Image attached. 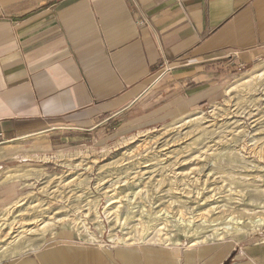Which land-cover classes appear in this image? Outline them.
Listing matches in <instances>:
<instances>
[{"label":"crops","instance_id":"1","mask_svg":"<svg viewBox=\"0 0 264 264\" xmlns=\"http://www.w3.org/2000/svg\"><path fill=\"white\" fill-rule=\"evenodd\" d=\"M259 60L264 0H0V170L62 134H114L155 97L197 108ZM1 264H264V240L105 249L58 232Z\"/></svg>","mask_w":264,"mask_h":264},{"label":"rangeland","instance_id":"2","mask_svg":"<svg viewBox=\"0 0 264 264\" xmlns=\"http://www.w3.org/2000/svg\"><path fill=\"white\" fill-rule=\"evenodd\" d=\"M256 69H259L257 70L259 72L264 71V60H259L252 68H232L224 76L218 94L197 108L184 112L180 110L181 108L158 110L163 101H157L162 99L152 97V100L156 101L149 102L152 106L149 103L146 107L143 106L139 121L122 127L114 134L106 133L98 136L82 133L62 134L57 138L58 141L35 156L8 154L7 168L0 170V182L8 173H17L18 176H14L7 183L0 184L7 186V200L0 204V214H5L2 211L6 207L29 196L26 202L39 204L44 208L49 207L51 211L48 215L56 217L57 221L63 218L68 220L62 224H56L43 239L33 242L34 238L28 237V240L32 238L34 247L14 256L0 257V264L38 250L58 232H67L76 240L86 244L114 248L135 245L194 248L234 239L264 240V226L252 228L249 224L250 220L264 216V80L258 81L256 85H243L232 94H227L229 88L251 78ZM166 75L161 73L157 76V80L151 87L152 90L161 88ZM195 119H199L200 122L197 123L198 120ZM193 120L195 121L188 123ZM212 124L214 126L209 127ZM182 125L186 127L180 129ZM172 128L175 130L168 132L167 129ZM185 135L187 138L181 141ZM173 140H180V142L171 151L176 149L174 151L179 158L185 157L178 162L191 160L198 155L206 159L203 158V162L197 161L198 164L178 167L173 173H188L193 167L205 166L203 173L214 174L218 180H214V177L194 175L196 179L202 181L209 179V184L204 186L201 185V180L194 182L195 185L189 182L192 175L186 174L184 177L174 179L170 171H164L162 175L154 177L151 181L147 176L144 184L138 188L143 191L142 195H138L134 202L123 203L117 215H112L116 207L109 208L112 193L108 191L112 189L107 182L112 180L118 185L122 182L115 181L124 182L126 179H123L124 177L128 174L133 177L132 171L137 172L129 170L131 173H127V170H123L130 162L125 154L139 149L136 152L141 156L136 154V158L147 156L158 149L169 147L166 144ZM160 159L157 162L161 161ZM93 161H97L95 162L97 164H92ZM175 162L177 161L173 159L163 166ZM78 164L85 166L75 169ZM87 166L92 169L86 171ZM26 176L31 177L27 179ZM63 177L66 182L73 178L78 180L77 183L70 185L71 189L67 186L64 188L62 184V187L58 189L60 192L57 197L51 194L53 188L49 192L43 191V187L49 180L56 181ZM160 180L162 184L158 185ZM191 180L195 181V179ZM178 188L182 193L186 190L192 195L194 192L200 195L196 194L194 198L186 199L182 195L174 194ZM209 189H214L216 196L224 198L219 199L220 203L201 206L208 196H212L205 193ZM126 194L127 192L122 195ZM189 200L191 201L187 203ZM26 207L24 206L23 209ZM211 207L219 208L213 209L212 213L205 216L206 224L193 219ZM162 210L168 213L158 218L157 213ZM57 212L59 214L55 216ZM6 213L8 215L9 212ZM17 213L11 212V219L16 217ZM149 213L151 219L148 217ZM168 214L170 218H168L167 236L170 241H162L158 237V229L164 226L161 225L164 222L162 218L166 219ZM26 218L31 219V216ZM231 218L246 223L244 233L237 231L223 236L213 235L212 230L227 227ZM176 220H178L177 224L174 222ZM142 222L147 223L149 227L141 226ZM180 222H188V224L182 226V229L179 227ZM204 236L208 237L204 243L191 247L192 243L200 241L199 238ZM2 245L6 244L1 243L0 246Z\"/></svg>","mask_w":264,"mask_h":264},{"label":"bare ground","instance_id":"3","mask_svg":"<svg viewBox=\"0 0 264 264\" xmlns=\"http://www.w3.org/2000/svg\"><path fill=\"white\" fill-rule=\"evenodd\" d=\"M257 70H259V69H256L255 72H253V75H252L251 78H249V79H247V80H245L243 82L238 83V85H234L233 87L229 88L227 90V94H232L238 87H241L243 85H248V84L249 85H251V84H255L256 85L258 81H263L264 80V71L263 72H261V71L259 72ZM255 81H256V83H255ZM199 119H195V120H198L197 123L200 122ZM195 120L189 121V122L188 121H185V122L191 123V122H194ZM207 122H211V121H207ZM207 122H205V123H207ZM188 123H186V124H188ZM185 125H182L179 128L180 129H184L187 126V125L186 126ZM212 126H214V124L210 125L209 127H212ZM177 129H178V127H177ZM167 130H168V132L169 131H174L175 128L167 129ZM186 135H185L184 138L181 139V141H184L187 138L188 135L187 136ZM166 136H168V135H166ZM166 136H165V138H166ZM179 142H180V140H178V141L177 140L170 141L169 143L166 144V146H169V147L162 148V149H158V151L156 150V151L151 152L149 154L147 153L148 154L147 156H144L143 155L142 157H139V158H136V154H139V156H141L140 153L136 152L139 149L134 150L131 153L128 152L129 154H127V153L125 154L126 155L125 157H128V159H129L130 162H128L127 166L124 167L123 170H125V171L127 170L128 171L127 173H131L129 170H135L137 172L136 173H133V171H132L131 175H133V177L130 176L129 174H128V176L124 177L123 179L126 178L124 182L123 181H115L116 183L117 182L118 183L119 182H122V183H120L118 185L115 184V183H113L114 181L112 182V180H109L107 182V184H110L109 187H111V189H112V191H108V193H112V195L110 196L111 199H110V203H109V208H115L116 207L115 210L113 209L114 212H112V215H117V212L121 208L120 205H122L123 203H125V202L127 203L128 202V204H129L131 202H134V200H136V197L143 192L142 190H139L138 188H140V186H142L144 184V181L147 179V176L150 177V181H151V180H154L153 179L154 177H157L159 175H162V173L164 171H170V172H172L171 173V174H173L172 175V178H174V179H178L179 177H184L187 174V175H192L191 178H189V182H192L193 185H195L194 182H196V181L199 182L201 180V179H196V177H194V175H196V176L200 175L201 177L202 176H207V178H209V177H214L215 178L214 174L205 175L203 173L204 172L203 170H205L204 169L205 166L204 167H193V168L190 169V172H188V173H173L174 171L177 170L178 167L181 168V167H184V166L193 165L195 163L198 164L197 161L198 162H203L204 159H205L204 157H203L204 158L203 159L202 156L198 155V156H195L194 158H192L191 160H184L182 162H178L179 160H182V158H185V157L179 158V156L176 154V151H174L176 149H174L173 151H171V150L174 147L178 146L179 145ZM152 153H154V154H152ZM203 154H205V152ZM204 156H206V155H204ZM160 158H162V160ZM134 159H136V160H134ZM158 159H160L161 161L157 162ZM173 159H175L177 162H175L174 164H171V165L169 164L168 166H163V165L166 164V162H170ZM95 162H97V161H93L92 164H97ZM99 163H100V161H99ZM204 165H206V164H204ZM83 166H85V165H83V164H80L79 165L78 164L75 167V169H79L81 167L83 168ZM119 168L122 169V167H119ZM85 169H86V171H89V170L92 169V167H88L87 166ZM258 169L261 170V168H259V167H258ZM14 176H18L17 173H8V174H6L1 179L0 184L7 183ZM29 177H31V176H29ZM23 178H25V177H23ZM26 178H27V176H26ZM180 179H179V181H180ZM191 179H195V181H192ZM216 179L218 180V177H216L214 180H216ZM77 180H78V178H73L72 180L66 182L65 179H64V177L63 178H59L56 181H53V179H51V180H49V182L47 183V185L45 187H43V191L49 192L53 188L52 189L53 191H52L51 194H53V195H55L57 197L58 194H59V192H60V191H58V189H59V187L60 188L62 187V184H64L63 185L64 188L66 186L67 187H70V185H73L75 182L77 183ZM120 180H122V178H120ZM187 182H188V180H187ZM208 182H209V179H205L204 181L201 182V185H204L205 186V185L209 184ZM78 183H79V181H78ZM54 184L55 185L57 184V185L56 186H53ZM147 184H149V183H147ZM159 184H162V180L158 181V185ZM214 184H215V182H214ZM51 185H52V187H51ZM71 188L72 187H70V189ZM125 192H127V194L123 196L122 194H124ZM205 193L211 194L212 196H208L204 200L205 202H203L201 204V206H206V205L208 206V204L210 205V204L220 203L221 201H219V199L220 198H224L223 196H216L217 194H214V189H209ZM174 194L175 195H180V196L182 195V197L183 198H186V199L194 198L196 194H198V196L200 195V193H195V192L192 195L191 192H187L186 190H184L183 193H182L179 190V188H178V190H176V192ZM28 197L29 196L21 199L20 201L15 202L13 205H11L9 207H6L2 211L5 214H0V215H2V217H0V221H2V223L0 224V244L1 243L2 244H6L4 246L3 245L0 246V257L1 258L5 257V256H14V255H17L19 253H23V252H26V251L30 250L32 247H34V244H33L34 241H36L38 239H41V238L43 239V237L47 234L48 231L54 229V226H56V224H62L65 221L68 220V219H64L63 218V219H59L57 221V218L56 217L48 215L49 212L51 211L49 207L44 208L42 205L26 202L27 199H28ZM190 201L191 200L187 201V203H189ZM193 201H195V200H193ZM32 204H34V205H32ZM24 206H27V207L23 209ZM218 208L219 207H211L210 209H207L206 211H204V212L196 215L197 217L195 216L193 219L196 220V222H201L203 224H206V217L205 216H207L210 213H212L214 211L213 209H218ZM6 212H9L8 215H7ZM11 212H18L17 215H16V217H14L13 219H11ZM167 213L168 212H165L164 210H162L161 212H158L157 213V216L159 218V217L164 216ZM58 214H59V212L55 213V216H58ZM140 215H141V213H140ZM26 216H31V219H27ZM148 217H149V219H151L150 213H149ZM168 218H170L169 214L167 215V218L166 219L165 218H162L163 219L162 221H164V222L161 225H164V226L163 227H160L158 229V234H159L158 237L162 241L169 240V238H168L169 236H167L168 235L167 232L169 230L168 229V227H169ZM45 219H47L48 221L45 220ZM117 219H116V221H118ZM132 220H133V218H132ZM130 222L132 223V221H130ZM174 222H176V224H177L178 223V220H176ZM180 223L181 224L179 225V227H181L182 229H183L182 226H186L188 224V222L187 223L180 222ZM193 224H194V222H193ZM249 224H250V226L252 228H257V227L264 226V216L258 217L255 220H250L249 221ZM141 226H143V227L146 228L148 225H147V223L142 222L141 223ZM245 226H246V223L245 222H242L239 219L237 220V219L231 218L229 220V225H227V227L220 228V229L217 228V229L212 230V232H213V235H216L217 234V235H221V236H223L224 234H231V233H234V232H237V231H239L241 233H244ZM129 227H130V225H129ZM140 229L143 230L142 227H140ZM150 231L152 232V230H150ZM148 232H149V230H148ZM146 234H148V233H146ZM144 235H145V233H144ZM28 237H33L34 239L30 238L28 240ZM31 239L33 240V242H31ZM199 239H201V240L192 243L191 247L196 246L197 244L204 243L208 239V237L207 236H204V237H200ZM126 241H131V239H126Z\"/></svg>","mask_w":264,"mask_h":264},{"label":"built area","instance_id":"4","mask_svg":"<svg viewBox=\"0 0 264 264\" xmlns=\"http://www.w3.org/2000/svg\"><path fill=\"white\" fill-rule=\"evenodd\" d=\"M245 67L244 66H240V68L239 69H244ZM102 248H105V249H112V248H114L113 246H111V247H104V246H102Z\"/></svg>","mask_w":264,"mask_h":264}]
</instances>
